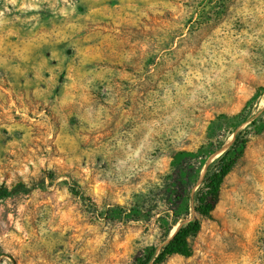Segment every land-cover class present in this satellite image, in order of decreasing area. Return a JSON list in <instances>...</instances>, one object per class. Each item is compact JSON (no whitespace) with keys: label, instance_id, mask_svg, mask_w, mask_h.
Listing matches in <instances>:
<instances>
[{"label":"rangeland","instance_id":"obj_1","mask_svg":"<svg viewBox=\"0 0 264 264\" xmlns=\"http://www.w3.org/2000/svg\"><path fill=\"white\" fill-rule=\"evenodd\" d=\"M262 102L264 0H0V264L161 247ZM190 244L264 264V129Z\"/></svg>","mask_w":264,"mask_h":264},{"label":"trees","instance_id":"obj_2","mask_svg":"<svg viewBox=\"0 0 264 264\" xmlns=\"http://www.w3.org/2000/svg\"><path fill=\"white\" fill-rule=\"evenodd\" d=\"M241 112H244V109ZM245 121L243 117L239 124ZM257 121L253 119L245 128L238 130L228 149L206 166L202 179L196 182L197 189L189 192L187 208L194 214L193 217L184 219L161 247L146 248L131 264H162L173 255L184 257L192 255L190 240L201 230V218L212 217L224 178L242 156L250 138L264 129V123L259 124Z\"/></svg>","mask_w":264,"mask_h":264},{"label":"bare ground","instance_id":"obj_3","mask_svg":"<svg viewBox=\"0 0 264 264\" xmlns=\"http://www.w3.org/2000/svg\"><path fill=\"white\" fill-rule=\"evenodd\" d=\"M264 104V102H262Z\"/></svg>","mask_w":264,"mask_h":264}]
</instances>
